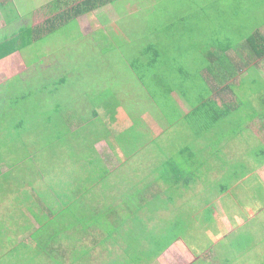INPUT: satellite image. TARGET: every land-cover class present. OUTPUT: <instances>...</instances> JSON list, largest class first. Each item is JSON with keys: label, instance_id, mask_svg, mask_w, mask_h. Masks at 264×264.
<instances>
[{"label": "rangeland", "instance_id": "1", "mask_svg": "<svg viewBox=\"0 0 264 264\" xmlns=\"http://www.w3.org/2000/svg\"><path fill=\"white\" fill-rule=\"evenodd\" d=\"M64 2L68 3V7L61 11L67 12L81 1L65 0ZM1 5L7 10H11V7L15 8L17 13L15 16L7 12V17L3 10H0V29L7 26L0 33L5 32L9 36L13 33L15 24L31 23L46 26L56 13H60V11L53 12L51 9L52 0H3ZM209 8L211 12L208 14ZM202 9H205L203 18L197 21L194 34H190L189 29L196 24L195 15L198 14L200 17ZM211 14L212 17L209 18ZM231 14L236 16L232 17ZM16 19L18 21L15 22ZM55 24L56 29L49 36L38 42L36 46L22 50V54L16 58L15 63L19 62L17 64L19 68H15V72L13 67L5 69L0 66V84L7 77L15 78L4 88L3 97L7 104L11 102L9 101L11 98L7 96L16 93L19 97L24 96L26 90L34 91L38 77H41L42 81L45 80L49 88L55 80L65 76L68 82H71V86L78 82L77 85L80 87L78 89L82 91L84 97L77 94L73 88L70 94L76 96L75 100L81 98L83 102L89 93H91V99L95 101L100 99L98 98L100 87L111 80H113L114 89L121 85L125 89L128 80L126 78H130L125 56L135 49L138 42L146 43L138 39L144 34L159 36L155 38L164 41L163 47L169 54H173L171 56H177L179 67H184V71L191 58V63L196 67L195 70L199 72V75L202 73L200 75L202 81L195 74V83H181V90L184 93L175 92L172 96L183 114L190 112L186 98L197 101V97L200 98L203 94L201 91H204L203 86L207 87L204 84L206 80L209 87L215 93H219V97L222 95L228 100L236 99V96L229 91H223V88L234 85L238 90L241 78L244 77L260 78L257 86L264 91V59L257 60L256 56L251 54L248 44L243 46L244 42H242L227 53L230 63L236 70V75L224 85H219L208 76L210 74L208 68L212 65V60H206L204 53L207 49H203L204 44H215L216 40L221 45L231 41L239 43L243 32L251 34L260 31L264 35V0H123L98 8L90 15H77L67 22L56 20ZM173 63L176 62L172 61ZM236 68L241 70L238 72ZM255 71H259V74ZM116 76H122L123 81L116 80ZM250 88L253 89L251 86ZM248 91L246 94L250 96ZM48 92L49 89L47 97H49ZM214 94L213 98L217 97ZM126 97L123 92L120 100L124 101ZM253 100L248 98L245 102L241 100L243 102L239 119L241 128L237 130L238 134H234V131H229L227 134L237 135L225 148L228 159L234 166L230 174L238 178V181L233 183L231 191L228 194H221L218 189H214V185L213 190H207L209 187L206 189L205 185L200 183L193 193L189 191L182 197H177L175 203L169 204L166 209L159 210L158 215L152 220L145 216L147 214L150 217L149 212L143 214L150 228H162L167 220L183 214L181 219L184 221L182 225L186 242L182 240L175 243L153 264H193L194 262H196L194 264H264V208L262 207L264 206V202L262 203L264 167L258 168L253 163L251 159L253 146L246 142L247 139L251 142L250 144L254 142L256 144L253 136L260 133L256 125H252L255 133L254 131L251 133V128L245 125L250 122L247 120L248 115L252 113L249 107L254 105L260 110L259 100ZM147 104L151 105L148 101ZM47 109L51 111L47 110L45 114L40 115L38 109H33L30 100L28 104L22 105L18 112L24 116V129H17L13 119L11 122L8 119L3 122L12 136H22H19L16 141L18 142L15 145L16 148L12 144V136H7V139L1 138L7 145L0 153V264H40L39 256L35 257V250L31 247L35 244L32 234L41 226L35 214L41 212V206L57 210L58 203L55 199L61 201V207L64 209L69 187L73 192L78 186L87 185L86 181L80 178H86L88 175L79 173L80 167L85 164L76 165L75 161H70L72 152L66 149L63 154L52 152L55 149L50 143L51 128H49L47 117L53 112L50 106ZM145 109L148 110L146 113ZM145 109L138 112L141 113L144 131L152 132L153 137L163 134L164 126L167 124H162L160 121H165L162 120L164 118L156 119L152 113L153 107H145ZM127 111H130L129 107L126 110L123 109L122 117L125 121L128 120ZM83 114L87 116L88 110ZM3 115L4 113L1 112L2 117ZM79 119H74L73 123L78 124ZM74 124L71 126V132L77 136V139H79L78 136H84L86 139L83 155H92L89 144L100 139V136L104 135V129L100 125L92 131L89 130L88 133L83 134L82 130L76 133ZM178 128L177 126L169 130L167 125L168 130L161 137L163 141L161 146L170 152H174L184 141L178 135ZM121 133L127 138L126 136L131 132L127 135L126 132ZM2 135L6 136L5 132ZM74 135L69 136L72 142L76 141ZM187 140L190 141V139ZM75 149L81 151V149ZM96 150L98 156L112 170L120 168L122 163H119V158H123V155L119 152L118 158L107 142L97 144ZM55 155L57 158L53 159ZM144 164L146 166L147 163ZM243 164L251 169L250 178L244 172ZM216 178L219 179L214 174L212 178H209V182ZM34 192L39 195L40 202L36 200ZM163 198L167 199L166 196ZM107 201L109 199L104 196L102 204H97L96 207L100 209V206L107 204ZM54 226L37 231L35 234L38 235L41 232L49 238L58 233V229H54ZM225 233L229 234L228 237H224ZM107 235L101 227L91 228L80 244L73 249L64 247L61 254L67 264H70L77 256L74 249L89 250V257L91 256L92 260L89 264L121 260L119 257L123 256L125 246L112 243L102 245ZM68 243L69 240L66 241L65 246H68Z\"/></svg>", "mask_w": 264, "mask_h": 264}, {"label": "trees", "instance_id": "2", "mask_svg": "<svg viewBox=\"0 0 264 264\" xmlns=\"http://www.w3.org/2000/svg\"><path fill=\"white\" fill-rule=\"evenodd\" d=\"M53 1L55 0H52L51 9L53 12L60 11V13H56L50 21L48 20L49 25L40 26L27 23L16 30V33L13 32L11 36L6 37L3 42L1 41L0 61L7 59L15 52H22L27 47L36 46L38 42L56 29V20L67 22L77 15H90L92 11L98 8H104L109 4H116L123 0H80L81 2L75 8L67 12L61 11V9L68 7V3L64 2L65 0ZM1 2L3 0H0V10H3L2 12L7 17L8 13L17 16L15 8L11 7V10H7L2 7ZM218 8L220 7L218 6ZM204 10L202 9L200 17L198 14L195 15L196 24L189 29L190 34H194L196 31L194 27L197 25V21H201V17L203 18ZM210 12L211 8L208 9V14ZM231 15L232 17L236 16V14ZM16 21L18 20L16 19ZM7 24L9 25L8 22ZM262 33L260 31L251 34L243 32L239 43L231 41L221 45L216 40V45L204 44L205 48L203 49H207L204 56L206 60H212V65L208 68L210 71L208 76L219 85H224L234 78L236 70L230 63L227 53L242 42H244L243 46L249 45L251 54L255 55L257 60L264 59V35ZM80 34L83 35L82 31ZM155 37L144 34L138 39L144 40L146 43L138 42L135 49L126 54L125 59L130 71L128 73L130 78H126L128 79L126 88L124 89L121 85L114 89L112 87L114 85L113 80L105 82L107 85L103 84L100 87L101 91L98 94L100 99L96 101L91 99V93L88 94V97L85 96L84 102L81 98L75 100L76 96L70 94L71 90L75 89L74 91H77L81 97H84V94L78 89L80 88L77 85L78 82L71 86V82H68L66 76L61 77L60 80H55L50 88L46 85L45 80L42 81V78L37 76L39 79L35 84L34 91L26 90L24 96L19 97L16 93L7 96V98H11L9 100L11 102L8 104L3 97L4 88L12 83L15 78L6 79L0 84V153L7 145L6 141L1 138L7 139V136H12L11 131L7 130V126H4L3 122L5 119H8L9 122L15 120V127L24 129V116L18 112L22 105L28 104L31 100L33 109H38L40 115L47 112L48 106L52 108L53 114L47 117L49 128H51L50 143L55 149L52 152L63 154L65 149L72 152L70 161H75L74 164L76 165L85 164V166L80 167L79 173L80 175H88L86 178H80V180H85L87 185L82 184L73 192H71L72 188L69 187L66 201H64L66 204L64 209L61 207V201L55 199L58 203L57 210L41 206V212L36 211L37 215L35 214V216L41 226L35 230V233L53 225H55L54 229H58V233L49 238H46V235L41 232L38 235L31 233L32 239L35 241L34 247H31L35 250V257L39 256L40 264H67L61 254L62 249L64 247L75 248L81 243L89 229L95 227H101L108 234L102 245L112 243L125 246L123 256L119 257L121 260L105 261L104 264H153L175 243L182 240L186 242L182 225L184 221L181 219L183 214L167 220L162 228H150L143 214L149 212L151 216L149 217L147 214L145 216L152 220L161 209H166L169 204L175 203L177 197H182L189 191L193 193L195 187L200 183H203L205 188L209 187L206 188L207 190H213L212 186L214 185V189H218L221 194H228L231 191L233 183L238 181V178L237 176L232 177L230 174L234 166L228 159L229 156L225 152V148L237 135L230 136L227 134L229 131L238 134L237 130L241 128L239 120L241 118L240 107L243 105L241 100L245 102L246 98L248 100L255 99L253 101L258 99L261 105L260 110L254 105L249 107L252 113L248 115L247 119L250 122L245 125L251 128V133L254 131L252 129L253 124L257 126L260 132L259 135L253 136L256 144L255 142L250 144L251 142H248L247 139L246 142L253 146L251 151L253 163L258 168L264 167V91L257 86L260 78H252L251 76L241 78L238 90L234 85L223 88V91H229L236 96V99L233 100H228L222 95L219 97V93H215L206 80L204 84L207 87L203 86L204 91L200 89L203 94L200 98L196 96L197 101L189 100L185 95V101L189 103L190 112L183 114L172 96L175 92L184 93L181 90V83H195V74L200 79L202 73L199 75V72L195 70L196 67L191 63V58L185 71L184 67L180 68L177 56H171L173 54H169L163 47L164 41ZM172 61L176 63L172 64ZM236 69L238 72L241 70V68ZM255 72L259 74V71ZM122 79V76H116V80L123 81ZM48 89L49 97L46 96ZM122 91L127 96L124 101L120 100ZM246 91L251 95H247ZM213 94L217 97L213 98ZM147 101L151 105H148ZM88 102L90 103L88 104ZM128 107L130 111H127L128 120L125 121L122 117L123 109L126 110ZM145 107H153L154 117L156 119L164 118L162 120L165 121H160V123L167 124L169 130L178 126V135L184 140L182 142H187V144L178 145L174 152L163 148L161 137L168 130L166 129L167 125L164 126L163 134L157 137H153L152 132H145L141 113H138ZM86 110H88L87 116L83 114L86 113ZM147 111L145 109V113ZM1 112L4 113V117L1 116ZM77 118H80L77 121L78 124H74L73 121ZM73 124L76 133L81 132V130L83 134L84 132L88 133L89 130L92 131L100 125L104 129V135L89 144L92 155H83L82 151L83 146L86 145L84 144L86 139L84 136H78L79 139H77V136L71 132ZM4 132L6 136L2 135ZM121 132H126V135L131 133L125 138ZM71 135L76 136L75 142L71 141L69 137ZM19 136L22 135L12 136L11 141L14 146L17 145L18 142L16 141H18ZM103 142H107L111 146L118 158L119 152L123 155V158H119V163H122L120 168L117 167L118 169L112 170L98 156L96 145ZM75 148L81 149V151ZM80 152L82 153L79 154ZM55 158H57L56 155L53 159ZM144 163H147L146 166ZM242 167L250 178L251 169L244 164ZM214 174L219 179L216 178V180L209 182V178H212ZM34 193L36 195V192ZM104 196L109 201L98 209L96 205L102 204ZM163 196H166L167 199H164ZM38 198L39 195L37 194V201H39ZM263 202L264 200H262ZM262 207L264 208L263 205ZM210 214L212 215L211 209ZM228 233H225L224 237H228ZM67 240L69 243L68 246H65ZM73 251L77 256L70 264H89L92 262L91 256L89 257V250L74 249Z\"/></svg>", "mask_w": 264, "mask_h": 264}, {"label": "crops", "instance_id": "3", "mask_svg": "<svg viewBox=\"0 0 264 264\" xmlns=\"http://www.w3.org/2000/svg\"><path fill=\"white\" fill-rule=\"evenodd\" d=\"M22 26H23V24H21V25H19V24H15V25H14L13 32L16 33V30L22 28ZM6 27H7V26H6ZM6 27H5V28H6ZM5 28H1V29H0V32H1L3 29H5ZM6 37H9V35L6 34L5 32L0 33V43H1V41L3 42L4 39H5ZM20 54H22L21 51H19V52H15V53L12 54L11 56H8L7 59H4V60L0 61V66L4 67L5 69H6V67H7V68H9V67H13V72H15L14 69H15V68H16V69L19 68V65H17L19 62L15 63V62H16V58H17V56L20 55ZM5 69H3V71H5ZM8 78H9V77H7L6 79H8ZM9 79H11V78H9Z\"/></svg>", "mask_w": 264, "mask_h": 264}]
</instances>
